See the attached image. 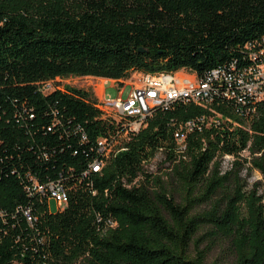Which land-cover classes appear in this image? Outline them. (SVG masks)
<instances>
[{
	"label": "trees",
	"instance_id": "1",
	"mask_svg": "<svg viewBox=\"0 0 264 264\" xmlns=\"http://www.w3.org/2000/svg\"><path fill=\"white\" fill-rule=\"evenodd\" d=\"M249 42L264 44V0H0V264H264V193L241 175L264 179V100L215 102L219 123L181 151L174 131L198 104L156 108L129 132L90 89L60 82L202 76L248 61ZM158 152L156 174L145 167ZM32 176L60 180L65 206L30 193ZM28 204L33 226L19 213ZM216 246L228 249L220 261Z\"/></svg>",
	"mask_w": 264,
	"mask_h": 264
},
{
	"label": "built area",
	"instance_id": "2",
	"mask_svg": "<svg viewBox=\"0 0 264 264\" xmlns=\"http://www.w3.org/2000/svg\"><path fill=\"white\" fill-rule=\"evenodd\" d=\"M247 47L248 61L244 63L232 61L227 65L213 67L202 76L187 68L159 72L135 70L131 73L134 75L125 80L114 79L118 95L114 98H105L99 103L116 119H127L129 132H138L156 108L168 109L177 101L198 104L205 111L179 123L174 131L177 147L182 151L186 148V140L192 132L219 123L222 114L214 107L215 102L231 100L236 105L250 109L256 102L264 100V44L256 46L255 43L249 42ZM134 76H137V81H134ZM129 79L130 81H126ZM127 83L131 85V89L128 95L123 97ZM53 87L52 80L43 86L45 91ZM105 142L104 139L99 140L101 151L105 149ZM226 157L231 156L226 155L225 159ZM102 165L103 161L97 158L91 163L90 168L97 172L101 170ZM28 190L30 193L39 194L40 197H46L48 205L50 200L54 199L58 208H63L69 199L67 189L60 180L41 181L32 176ZM49 209L52 210L50 205ZM19 213L30 226L37 220L29 204L22 206Z\"/></svg>",
	"mask_w": 264,
	"mask_h": 264
},
{
	"label": "rangeland",
	"instance_id": "3",
	"mask_svg": "<svg viewBox=\"0 0 264 264\" xmlns=\"http://www.w3.org/2000/svg\"><path fill=\"white\" fill-rule=\"evenodd\" d=\"M131 75H134V74H131ZM86 79H87L86 75L85 76L71 75L67 78L61 79L60 82L61 83H70L73 85L81 86V85H85L83 80H86ZM133 79H134V81L138 80L137 76H134ZM126 81H130V79L126 80ZM130 87H131V85L127 83L124 90H123V95H122L123 97H126L128 95ZM105 94L107 95V97H110V98H114L118 95V88L115 86L112 79H109L105 84ZM164 157L165 156L162 152H158L157 155L150 162L147 163V165L145 167L146 170L153 172V173H156V174L160 173L161 171H165L167 163L165 162ZM231 160H232V157H226V159L224 161V168L228 166V164L231 162ZM241 175L246 176L248 178L250 185L255 181L259 182V190H260V192L264 193V179H263L262 174L258 170L243 169L241 172ZM49 205L53 211H57L58 204L54 199L50 200ZM63 206H64V204L62 205V207ZM203 208H204V206L201 207V209H203ZM207 242H208V240H205L202 243V247L206 246ZM225 252H228V249L223 250L221 248V246L214 247L212 252L210 253V260H214V259H218L219 261L222 260V258L225 255Z\"/></svg>",
	"mask_w": 264,
	"mask_h": 264
},
{
	"label": "crops",
	"instance_id": "4",
	"mask_svg": "<svg viewBox=\"0 0 264 264\" xmlns=\"http://www.w3.org/2000/svg\"><path fill=\"white\" fill-rule=\"evenodd\" d=\"M86 77L87 79L83 80L85 85H81L82 87L91 89L94 95L96 96V98L98 99V101H102L103 99L108 98L107 95L105 94V84L109 80V78L93 76V75H86Z\"/></svg>",
	"mask_w": 264,
	"mask_h": 264
}]
</instances>
